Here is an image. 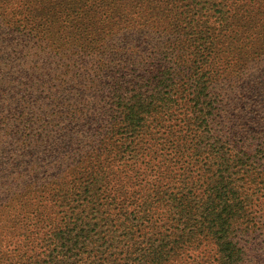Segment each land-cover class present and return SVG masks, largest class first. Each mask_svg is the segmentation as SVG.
<instances>
[{
    "label": "rangeland",
    "instance_id": "1",
    "mask_svg": "<svg viewBox=\"0 0 264 264\" xmlns=\"http://www.w3.org/2000/svg\"><path fill=\"white\" fill-rule=\"evenodd\" d=\"M249 1L227 0L217 23L190 0H0V206L14 190L29 195L32 184L87 160L100 132L124 134L119 123L141 107L148 126L134 152L110 158L136 171L152 195L174 197L176 208L149 228L132 220L138 227L121 228L116 241L108 235L96 253L114 260L134 245H195L176 263H213L202 197L217 180L231 182L243 202L233 237L264 264V152L255 164L222 165L242 155L245 141L264 145V0ZM173 69L175 82L156 88ZM197 97L209 103L212 124L196 121ZM176 133L184 142L169 138ZM146 197L144 209L164 211Z\"/></svg>",
    "mask_w": 264,
    "mask_h": 264
},
{
    "label": "trees",
    "instance_id": "2",
    "mask_svg": "<svg viewBox=\"0 0 264 264\" xmlns=\"http://www.w3.org/2000/svg\"><path fill=\"white\" fill-rule=\"evenodd\" d=\"M226 1L190 0L189 6L197 12L214 11L212 17L219 23L226 15ZM253 3L254 0H250L249 6ZM213 59L215 61L217 58ZM205 60L212 64L209 58ZM181 68L177 70L179 73L183 72ZM177 71L173 69V73L166 76L161 73L157 77L156 88L171 86ZM194 82L199 88L200 81ZM202 84L206 86V83ZM156 98H160L159 95ZM197 100L193 106L196 121L212 124V116L208 117L205 112L209 103L206 99L201 102L200 97ZM143 110L134 106L128 110L124 121L119 123V129L124 130V134L114 129L100 132L95 141L98 150L93 151L87 160L53 176L49 175L42 184H32L29 195L21 190L7 194L10 195L7 197L9 201L6 202V199L0 206V264H177L176 259L181 254L192 251V247L195 249V245H134L127 257L125 255L114 260L102 257L100 250L96 253V243L105 241L108 235L116 241V234L121 228L132 231L138 227L131 224L132 220L143 222L140 225L149 228L159 218H165L168 222L176 208L174 197L168 195L163 198V193L152 195L150 186L142 185L139 178L137 180L136 171L122 165L119 159L110 158L114 150L122 151L118 153L120 159L123 158L122 154L134 152L136 139L141 137L139 130L148 126L141 117ZM214 136L218 140V148L222 150V137ZM169 138L184 142L185 137L176 133ZM245 142L242 155L233 158L231 165L223 163V166L226 165L228 169L231 166L244 167L245 162H259L258 155L264 152V145L262 150H256L249 141ZM129 183L132 184L130 189H138L137 192L144 197L138 199L131 193ZM233 190L231 182L213 180L202 197L204 223L201 227L212 235L215 243V261L210 264H255L250 249L233 237L244 210L243 202L234 198ZM146 196L151 197L154 205L164 211L153 215L156 212L144 209L149 203ZM183 200L184 211L192 212V202L185 197ZM102 223H105L104 228L101 227ZM131 234H126L124 239H129ZM180 264L197 263L191 259Z\"/></svg>",
    "mask_w": 264,
    "mask_h": 264
}]
</instances>
